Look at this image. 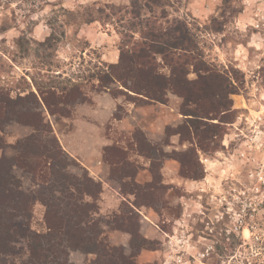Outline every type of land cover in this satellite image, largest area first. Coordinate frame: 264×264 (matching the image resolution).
<instances>
[{
  "label": "rangeland",
  "instance_id": "rangeland-1",
  "mask_svg": "<svg viewBox=\"0 0 264 264\" xmlns=\"http://www.w3.org/2000/svg\"><path fill=\"white\" fill-rule=\"evenodd\" d=\"M130 1L0 0V90L13 99L24 98L14 106L17 118L1 122L0 157L12 160L11 173L24 192L44 195L46 186L15 159L29 148L25 141L29 136L35 134L39 144H46L55 135L76 160L67 171L80 175L85 168L102 183L98 216L105 239L131 256L137 240L122 224L140 228L142 235L147 230L151 242L136 258L141 264H159L162 259L171 264L174 258L164 254L177 244L186 249L190 264H264V0H164L155 8L159 19L163 20V7L170 21L187 22L198 43L197 58L219 71L234 91L229 95L230 112L211 120L222 126L221 146L211 152L198 148L205 172L198 180L181 175L178 157L196 146L176 132L186 122L178 91L169 92L163 103L140 98L119 81L100 88L105 82L98 77L108 68L105 54L107 59L118 55L117 61L107 64L119 61L125 38L121 24L136 20L129 14L121 19L125 9L120 13L119 8ZM99 7L111 16L99 13ZM92 16L97 18L92 23L99 36L94 45L71 33L91 23L85 20ZM39 21L50 31L48 39L31 36ZM197 67L190 65L189 80L197 78ZM73 82H83L87 99L62 102L61 112H73L70 116L51 114L38 87ZM31 90L39 96L37 106L32 98L26 99ZM41 110L47 113L53 134L35 131L29 124V112ZM148 143L155 148L148 149ZM107 147H112L108 161ZM123 149L129 153L126 159L121 157ZM153 161L159 163L168 187L165 200L160 196L152 206L139 205L134 193L123 192L119 174L123 169L136 172V180L144 184L152 180ZM45 212L46 206L37 201L27 219L33 231H47ZM253 233L260 238H253ZM17 239L13 253L0 254V264H32L29 238ZM114 254L116 258L120 252ZM68 258L73 264H106L103 257L78 249H70Z\"/></svg>",
  "mask_w": 264,
  "mask_h": 264
},
{
  "label": "trees",
  "instance_id": "trees-1",
  "mask_svg": "<svg viewBox=\"0 0 264 264\" xmlns=\"http://www.w3.org/2000/svg\"><path fill=\"white\" fill-rule=\"evenodd\" d=\"M163 1L131 0L129 5L119 8L120 13L125 9L121 19L129 14L136 20L127 26L121 24V34L125 38L120 43L119 61L109 64L105 62L108 68L98 79L105 82L100 88L108 89V81H119L138 97L163 103L168 101L169 92L178 91L181 94L183 103L180 109L181 113L186 115V122L176 132L183 140H190L196 146L178 155L182 166L181 175L198 180L205 176L204 168L199 163L198 148L203 152H211L221 146L222 126L220 122L211 120L221 113L223 115L230 112L232 103L229 95L234 91L228 88L219 71L205 65L203 58H197L198 43L187 22L176 19L170 21L163 7V20L155 14V8L163 6ZM98 12L105 10L99 7ZM104 14L108 18L111 16L109 12ZM96 19L92 16L85 22ZM198 64L197 78L189 80L187 75L190 65ZM165 69L169 70V73ZM82 85L83 82H73L70 86L62 87L51 84L48 89L40 86L38 89L51 114L70 116L73 112H61L59 105L62 102L70 104V99L74 97L87 99ZM113 94L116 97V94ZM124 94L133 96L126 91ZM29 98L35 101L36 106L40 104L39 96L33 90L29 91L26 97ZM23 99H13L0 90V130L3 120L17 118L19 113L14 106ZM29 117V124L35 131L53 134L46 112L30 111ZM188 122L190 125L186 124ZM142 139L143 136L137 143ZM25 141L29 148L15 160L20 166L27 168L39 183L46 186L47 193L42 195L24 192L21 182L11 173L12 160L0 157V254L13 253V243L17 238L23 237L29 238V257L32 264H73L68 258L70 249L101 256L106 260V264H141L136 258L147 248L146 245L151 239L142 235L140 228L132 229L121 225L123 230L137 240L133 245L135 252L131 256H127L121 248L113 246L105 239V230L101 227L98 216L102 183L94 179L85 168L80 175L67 171L70 164L76 160L69 157L55 135L52 136L51 142L46 144H39L40 139L35 134ZM147 145L148 149L155 148L149 143ZM0 147H3L1 136ZM110 148L112 147L104 150L107 161ZM128 156L129 153L125 150L121 157L126 159ZM150 156L147 153V157ZM158 164L156 161L152 162V180L144 184L136 180V172L123 169L119 174L123 192L134 193L139 205L152 206L160 196L162 202L165 200L168 187L162 181ZM126 178L130 181H125ZM37 201L46 206L47 231L44 233L33 231L30 223H27ZM114 251L120 252L119 257L114 258Z\"/></svg>",
  "mask_w": 264,
  "mask_h": 264
},
{
  "label": "crops",
  "instance_id": "crops-1",
  "mask_svg": "<svg viewBox=\"0 0 264 264\" xmlns=\"http://www.w3.org/2000/svg\"><path fill=\"white\" fill-rule=\"evenodd\" d=\"M93 24L94 23L91 22L89 24L81 26L78 29H74L72 32L69 31L70 28L68 27V30H67L68 36L71 33H73L77 37L85 36L86 40H89L88 43L90 42L89 43L90 45H94L96 43L97 38H99V36L97 33V29L95 28V25H93ZM49 35H50V31H48L47 26L41 21H39L37 24H35V26H33V28H32L31 36L33 38H37V39L43 38V40H44V39H47L49 37ZM105 56H107V57H105V58L103 57V58L105 59L106 62H115V61H117L118 55H115L114 59H107L108 54H105ZM110 115L113 116V110L111 111ZM110 115H109V117H110ZM89 168L93 170L92 167L89 166ZM141 232H142V230H141ZM165 234L169 235L167 233H165ZM144 235L146 237H148L147 230L144 232ZM175 237H177V235H173V238H175ZM177 246H178L177 248H174V249L172 248L173 251L171 249H167L166 253L164 254V257L169 255L170 258H174V259H170V261L172 260L171 264H190V260H188V259H190V257L188 255L186 249H183L178 244H177ZM155 252H158L160 254L163 253V251H161V250H156ZM173 260H175L174 263H173ZM164 262H165V259H162L159 264H165Z\"/></svg>",
  "mask_w": 264,
  "mask_h": 264
},
{
  "label": "built area",
  "instance_id": "built-area-1",
  "mask_svg": "<svg viewBox=\"0 0 264 264\" xmlns=\"http://www.w3.org/2000/svg\"><path fill=\"white\" fill-rule=\"evenodd\" d=\"M252 236H253V238H255V239H257V240L260 238V236H259V235H257V234H254V233H253V235H252Z\"/></svg>",
  "mask_w": 264,
  "mask_h": 264
}]
</instances>
